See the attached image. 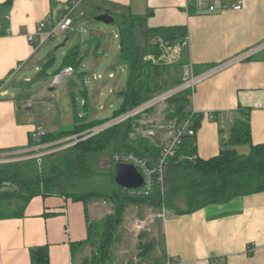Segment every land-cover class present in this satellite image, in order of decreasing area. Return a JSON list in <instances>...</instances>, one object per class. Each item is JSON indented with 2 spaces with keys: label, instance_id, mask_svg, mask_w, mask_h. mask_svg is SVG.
I'll return each instance as SVG.
<instances>
[{
  "label": "crops",
  "instance_id": "obj_1",
  "mask_svg": "<svg viewBox=\"0 0 264 264\" xmlns=\"http://www.w3.org/2000/svg\"><path fill=\"white\" fill-rule=\"evenodd\" d=\"M72 1L9 0L5 4L7 0H0V155L29 149L35 122L42 124L46 133L56 132L46 129L38 111V107H42V113H45V102L37 101L28 87L32 81L31 72H36L40 78L44 74L53 76L56 72L45 73L51 63L48 58L51 51L40 52L44 45H52L54 41H50L53 38L43 40V36H37L29 42L26 35L34 32L41 20L56 23L66 12L71 16L84 0L76 6ZM201 1L199 7V0H91L98 10L96 16L108 12L109 16L116 14L120 20L133 13L143 15L149 27L186 28L184 35L180 33L170 40L172 44L183 42L180 61L173 64L179 67L175 79L182 82L180 70L182 73L190 66L192 75L201 78L187 97L188 108L194 111L195 118L200 119L194 136L196 155L207 159L218 154L220 143L227 139L228 128L236 118L248 119L251 144L264 143V0ZM236 1L243 2L241 9L223 8L225 2ZM210 5L214 6L213 10L209 9ZM118 25L119 21L117 31L112 32L114 42L112 49L109 48L110 61L104 59L105 28L88 27L89 36L82 39L88 43L85 57L80 56L76 36L71 37L72 27L65 31L67 50L79 46L75 58L80 59L83 72L92 67L91 76H100L92 79L95 82L103 79L101 72L112 69L115 64L124 70L119 60ZM47 41L50 44L45 43ZM147 58L157 62L152 55ZM113 76L109 73L110 79ZM51 80L47 86L55 87ZM126 82L127 77L125 85L116 90L119 98L118 93L125 89ZM181 82L176 84L174 80L170 90ZM52 87L49 90H53ZM108 91L113 92L111 87ZM18 92L21 94L17 95ZM81 93L86 94L85 90ZM29 99L35 102L33 114L25 107V101ZM168 137L169 132L166 139ZM103 201L100 203L93 198L82 202L59 195H38L26 203L12 202L23 211L21 215L0 219V264H31V249L41 246L48 248L49 264H84L96 243V240L89 241L88 236L95 233L98 238V229L93 233L91 227L111 213L107 200ZM133 207L132 224L125 221L128 230L119 245L125 247V241L134 238L133 243L139 249L143 240L149 238L154 242L159 237L163 255L160 258L155 253L149 258L140 256L139 251L137 255L134 253L136 258H131L134 254L124 256L123 253H128L125 248L112 255V247L111 264H131L134 260L146 264H167L169 261L174 264H264V191L236 197L226 203L210 204L188 214H175L171 210L163 216L156 212L158 208L148 205ZM143 219L147 222V234L142 239L132 231L134 222ZM122 222L123 217L120 224ZM118 239L117 231L114 243Z\"/></svg>",
  "mask_w": 264,
  "mask_h": 264
},
{
  "label": "trees",
  "instance_id": "obj_2",
  "mask_svg": "<svg viewBox=\"0 0 264 264\" xmlns=\"http://www.w3.org/2000/svg\"><path fill=\"white\" fill-rule=\"evenodd\" d=\"M185 32L186 28L183 26L149 27L144 16L139 14L129 13L120 18L119 60L128 69L126 87L118 93L120 104L108 118L76 121L78 123L72 125L71 129L47 132L40 143L50 144L52 151L41 157L40 165L34 156L0 162V219L21 215L23 211L19 207L2 209V204H11L14 201L26 203L38 195H59L82 202L100 197L106 200V196H110L114 201L113 212L97 222L98 238L93 245L94 250L84 259V264H108L111 246L127 205H148L153 208L164 206L172 209L173 200L182 196L184 208H175L173 213L188 214L210 204L226 203L236 197L264 191V143L251 144L248 119L236 118L228 128L227 139L221 141L218 154L202 159L196 155L194 145V136L200 122L195 117L192 121L194 135L186 136L162 166V186L156 181L158 172L153 174V184L147 195H133L129 190L116 186L113 181L115 160L112 156V189L108 194L77 191V182L80 179L95 175L93 170L96 169L92 161L100 156L98 154L101 151L107 149L113 155L135 154L145 160L149 167L157 165L161 146L141 137H136L135 140L130 138L138 126L140 111L96 133L87 136L81 134L89 132L100 123L123 116L170 90L168 79L171 75L177 77L179 67L153 62L147 56H159L158 39L172 40L176 35H184ZM78 48L75 45L67 50L54 74L64 67L71 66L73 69L79 65L80 59L75 58ZM175 80L176 84L181 82V79ZM188 93L190 90L187 89L167 98V105L172 109L176 121L190 113ZM74 135H78L77 141H66ZM241 143L250 144L248 153L241 155L236 150L235 147ZM62 144L65 145L61 147ZM70 188H76V192L70 191ZM87 239L92 241L90 236ZM80 245L81 243L78 244ZM149 251L150 248L146 250L144 247L139 254L144 255ZM30 259L31 264H49L47 246L31 249Z\"/></svg>",
  "mask_w": 264,
  "mask_h": 264
},
{
  "label": "rangeland",
  "instance_id": "obj_3",
  "mask_svg": "<svg viewBox=\"0 0 264 264\" xmlns=\"http://www.w3.org/2000/svg\"><path fill=\"white\" fill-rule=\"evenodd\" d=\"M97 8L91 0H84L72 13L71 18L73 20V24L71 25L72 31H71V37L76 36L77 43L80 44V50L79 53L80 56L85 57L86 55V45L88 46V43L85 42L82 39L88 38V27L96 25L101 26L102 28L106 29V33L103 37V39L106 41L105 47V54L104 59L105 61H110V55H111V49L112 44L114 42L113 40V31H117V20L118 16L116 14H112L111 18L115 22L111 23H103L101 21L95 20V13L97 12ZM5 14L3 15V19L5 18ZM47 20V19H45ZM41 20V21H45ZM86 30V31H85ZM56 36L50 40L54 41L52 45H48L42 47L40 49L41 54H44V51L46 49L50 50L51 53L48 56V58L51 59V63L49 66L45 68V73L49 74L52 71H56V68L59 67V64L61 63L64 54L66 53V50L68 47V42L65 41L64 34H67L66 32L60 33V31L56 32ZM50 41H47L45 43H48ZM43 43V44H45ZM62 43H65L61 45ZM50 44V43H48ZM167 44V45H165ZM47 45V44H46ZM163 45V46H162ZM181 45L182 42H175L172 44L170 40L163 41L160 46V53L159 57H157L158 63H164L167 65H173L178 64L179 59V52L181 53ZM166 46V47H164ZM111 48V49H109ZM181 48V49H180ZM43 51V52H42ZM163 52V54H162ZM171 54V55H170ZM163 59V60H162ZM165 61V62H164ZM43 64V63H42ZM42 64H39L40 67H42ZM123 67V71L120 69L118 64H115V66L112 67V69L101 72L103 75V79L99 80L98 82H95L92 80L91 76V69L92 67H87L86 72H83V68L81 67V63L73 68V72L71 73V76H64L62 79V82L52 87L53 90H49L48 83L50 82L51 76H46L45 74L40 78L36 75V72H31L29 74V77L31 78V82L28 84V87L30 88V92L32 95L36 97L37 101L45 102V113H42L43 108L38 107V111H40V115L42 117L43 122L45 123L46 129L59 132L60 130H68L72 128V125L75 123H78L76 121H86L89 119H103L108 118L112 115L113 110L118 107V104H120V98L116 95V90L122 88L125 85V80L127 77V66L124 63L120 64ZM187 69L190 70L188 67ZM109 73H112L113 78H109ZM180 74L185 77L184 71ZM38 77V78H37ZM175 77H171L168 79L169 86L174 84ZM21 82V79L18 80ZM118 81V83H117ZM102 85L100 88L98 86ZM118 84V86H117ZM111 87V92H107L108 88ZM115 89H114V88ZM86 92L84 95L81 93V91ZM100 92H102V96H100ZM21 94V92H18L17 95ZM73 97V98H72ZM97 98V99H96ZM157 98H155L153 101H156ZM153 107L149 108L146 111H143L140 113V117L138 120H140V125L136 127L135 132L130 135V138L132 140H135L136 137H141L146 139L147 141L161 145L163 142H165L168 132L170 131L171 125L176 121V117L172 111L171 108L167 107V102L164 99L157 101ZM37 110V109H36ZM190 110V109H189ZM75 111V112H74ZM172 112V113H171ZM189 115H191V112L194 111L190 110ZM45 114V116H44ZM75 116H78L75 118ZM194 113L192 114L191 118L193 121ZM65 144H62L64 146ZM25 147V146H24ZM236 149L238 152L242 154H246L249 152V144L245 143L241 145L236 146ZM108 150V149H107ZM104 150L103 152L99 153L98 158L94 159L93 165L96 170H93L95 175H92L91 177H86L84 179H80L77 182V191L79 192H85V191H97V192H103L105 194H108V192L112 189V182L110 181V176L112 173L111 168V159L113 156V153L110 150ZM52 151L50 148H43L40 150H34V151H26L21 150L17 151L15 153L9 154L7 156H3L2 158L6 159H12V158H26L29 156H35L38 154L46 153ZM41 161H37V164L40 165ZM70 191H75L76 188H70ZM163 190V189H162ZM93 198H90L89 201H91ZM106 203L110 210V212H113V204L114 201L110 196H106ZM88 200H86L87 202ZM95 201H98L100 203L104 202L103 199L95 198ZM183 198L182 196L175 198L173 200V207L172 209H168V207H161L156 210L157 213L162 214L164 213V216L166 213H169L171 210L174 212L175 208L183 209L185 206V203L183 204ZM136 205H127L125 208V211L121 217H123V222L118 227V235L119 239L118 242L112 244V255L118 252L119 250H122V248H125L127 250V254L123 253L125 257H129L132 254H136L142 250L144 247L150 248V251L146 254H144V257H152L156 253L158 257L161 258L163 255L162 250V242L161 239L158 237V240H154V242H150V239H145L143 242H140L139 249L136 247V243H133L134 238H131L130 240L125 241L126 245L125 247H122L119 245L121 242H119L122 239L123 234L125 233V230H128L126 226H124L125 221H128V223L132 224V213L134 211V207ZM2 209H15L16 205L13 204H2ZM103 209H106V207H103ZM171 211V212H172ZM150 212V210H149ZM149 212L147 213L149 215ZM144 218V217H143ZM141 219V218H140ZM130 227V226H129ZM92 232L96 231L97 226H92ZM133 234H139L140 237L143 239L145 238L144 235L147 234L145 232L146 230L140 229L137 230L135 227L133 229ZM142 232V233H137ZM91 239L93 241L96 240L95 233L91 235ZM161 245V246H160ZM134 254L131 258H136L137 256ZM142 256V255H140ZM76 260V257H75ZM108 264H111L110 261L107 262Z\"/></svg>",
  "mask_w": 264,
  "mask_h": 264
},
{
  "label": "built area",
  "instance_id": "obj_4",
  "mask_svg": "<svg viewBox=\"0 0 264 264\" xmlns=\"http://www.w3.org/2000/svg\"><path fill=\"white\" fill-rule=\"evenodd\" d=\"M79 2H80V0H74L73 6H76ZM201 3H202V1L199 0V2L197 3L199 7L202 6ZM242 5H243L242 1L225 2L223 5V8H227L228 6H230L231 8H233L235 10H239L242 8ZM209 9L213 10L214 6L210 5ZM71 22H72V18L66 12L65 14L62 15L61 19L59 21H57L56 23H52V21H50V20L39 22L36 26L35 31L32 33H28L26 35V38L28 39L29 42H33L35 37H37V36H43L42 37L43 40L52 39L55 37V34L57 31H60V32L67 31L71 27V24H72ZM160 44H161V42H160ZM160 44H159V46H160ZM182 45H183V42H182ZM223 65H225V64H222L221 66H223ZM189 68H190V70L189 69L184 70V74L186 76L183 77L181 84L178 87L174 88L173 90L167 91V92L155 97V98H157L156 101H153L155 99V98H153L152 100L148 101L147 103H143V105H141L137 109H135V110L123 115V116L114 118V119H112L106 123H103V124L100 123V125L94 127L89 132H87V133L84 132L81 135L87 136V135H90L92 133H96L98 131H101L102 129H105V128L113 125L114 123L121 121L123 118H126L129 115H132V114L139 112V111H143L144 109L154 105L157 101H159V100L163 101L164 99L166 100L170 96L177 94L178 92H181L183 90L188 89V90H190V92H192L194 85L201 78H200V76L194 77L192 75L191 66ZM72 72H73V69L71 68V66L70 67L69 66L64 67L59 72H57V74H54L52 76L51 84L53 86L59 85L62 82L63 77L64 76H71ZM99 77L92 75V79H94V80L98 79ZM25 107L28 110V112H32V114H33L35 112L34 99H29V100L25 101ZM193 113L191 112L190 116H187V117L184 116L183 119L173 123V125L171 126L170 131H169V137L165 140V142L161 146V150L159 152V157H158V162H157V165L155 167H149L145 160H143L142 158H139V157H137L131 153H127V154L126 153H115L113 155L115 162L133 163L138 167V169L144 175L143 187L140 190H129L130 194L147 195L149 193V191L151 190V187L153 184V174L155 172L159 173L156 181H158L160 186H162L163 178L161 175V169H162L163 164L165 163V160L169 156H172V153L175 151V149H177V147H179V145L181 144V142L183 141V139L186 136H193L195 133V131L192 127L193 122H192V118H191ZM45 134H46V131L44 130L42 124L35 122L34 128L31 132V140H32L31 147L29 149H26V151H31V150L34 151V150H40L43 148H49L50 144L40 143L41 139L43 138V136H45ZM77 136L78 135L71 136L68 139H66V141L71 140L72 142H75V141H77ZM64 141L65 140H60V142H64ZM46 153H48V152H46ZM46 153L38 154V155H35L34 157L37 158V161H40L41 157L43 155H45ZM3 156H7V155H0V162L11 161V160L17 159V158L6 159V158H2ZM162 215L164 216L163 213H162ZM158 216H161V215H158ZM134 227L137 230H140V229L145 230L147 228L146 219L136 220L134 222ZM131 264H146V263L141 262L140 260H134L133 262H131ZM167 264H174V263L169 261Z\"/></svg>",
  "mask_w": 264,
  "mask_h": 264
},
{
  "label": "water",
  "instance_id": "obj_5",
  "mask_svg": "<svg viewBox=\"0 0 264 264\" xmlns=\"http://www.w3.org/2000/svg\"><path fill=\"white\" fill-rule=\"evenodd\" d=\"M95 20L108 24L113 19L109 16L108 12H104L97 15ZM113 181L121 189L140 190L144 185V175L133 163L114 162Z\"/></svg>",
  "mask_w": 264,
  "mask_h": 264
},
{
  "label": "bare ground",
  "instance_id": "obj_6",
  "mask_svg": "<svg viewBox=\"0 0 264 264\" xmlns=\"http://www.w3.org/2000/svg\"><path fill=\"white\" fill-rule=\"evenodd\" d=\"M73 2V1H72ZM72 7V6H71ZM165 45H167V44H165ZM163 46V45H162ZM164 47H166V46H164ZM162 54H163V52H162ZM163 60V59H162ZM165 62V61H164ZM188 68V67H187ZM135 155V154H134ZM147 163V162H146ZM162 215V214H161ZM144 220V219H143Z\"/></svg>",
  "mask_w": 264,
  "mask_h": 264
}]
</instances>
